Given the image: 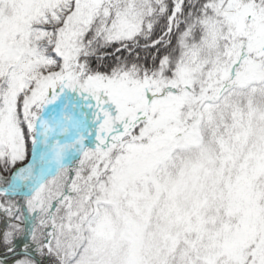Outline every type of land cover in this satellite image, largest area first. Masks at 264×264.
<instances>
[{
    "label": "snow or ice",
    "instance_id": "1",
    "mask_svg": "<svg viewBox=\"0 0 264 264\" xmlns=\"http://www.w3.org/2000/svg\"><path fill=\"white\" fill-rule=\"evenodd\" d=\"M0 264H264V0H0Z\"/></svg>",
    "mask_w": 264,
    "mask_h": 264
}]
</instances>
